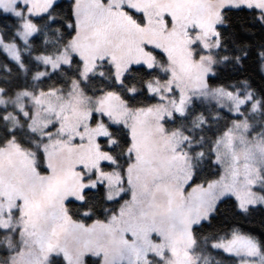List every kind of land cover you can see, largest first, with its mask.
<instances>
[{"label": "snow or ice", "instance_id": "snow-or-ice-1", "mask_svg": "<svg viewBox=\"0 0 264 264\" xmlns=\"http://www.w3.org/2000/svg\"><path fill=\"white\" fill-rule=\"evenodd\" d=\"M0 264H264V0H0Z\"/></svg>", "mask_w": 264, "mask_h": 264}]
</instances>
